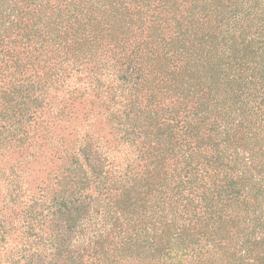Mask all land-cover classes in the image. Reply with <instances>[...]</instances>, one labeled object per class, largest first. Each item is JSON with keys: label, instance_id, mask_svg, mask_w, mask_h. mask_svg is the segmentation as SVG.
<instances>
[{"label": "trees", "instance_id": "trees-1", "mask_svg": "<svg viewBox=\"0 0 264 264\" xmlns=\"http://www.w3.org/2000/svg\"><path fill=\"white\" fill-rule=\"evenodd\" d=\"M73 79L136 165L79 147L41 214L3 225L23 239L6 262L264 264V0H0V150L38 133L51 95L83 97Z\"/></svg>", "mask_w": 264, "mask_h": 264}, {"label": "rangeland", "instance_id": "rangeland-1", "mask_svg": "<svg viewBox=\"0 0 264 264\" xmlns=\"http://www.w3.org/2000/svg\"><path fill=\"white\" fill-rule=\"evenodd\" d=\"M70 83V94L74 93L77 97L82 93L84 96L70 102L69 97L60 93L51 95V99L46 102L48 105L38 113V133L33 135L30 132L26 137L28 142L21 148L0 150V264H11L5 261V251L13 253L12 260L22 255V252L15 248L23 241L20 228L18 232L11 230L9 237L5 235L9 230L4 227L11 221L15 225L21 219L20 211L25 212V216L27 209L35 204L41 214L40 208H46L59 183L68 180L69 169L76 165L75 161L72 163V155L79 147L89 141L95 142L93 150L98 152L101 161L105 160V169L111 170L115 175L122 173L128 164L129 167L136 165L135 147L126 143L127 137L125 141L120 140L125 136L122 126L117 129V134L115 133L105 115L104 99L94 96L91 92L94 88L89 89L85 79H73ZM110 83L112 77L106 80L105 85ZM48 96L50 93L38 99V108ZM116 100L111 103L117 102L114 109L120 107V97L117 96ZM64 111L67 112L62 115ZM21 192L24 194L21 195ZM18 200L22 201L20 209L14 210L13 206ZM3 237H7L11 247L1 249L4 245ZM171 259H166L163 263L144 264H199L192 257L179 258L173 255ZM134 264L142 262L138 260Z\"/></svg>", "mask_w": 264, "mask_h": 264}]
</instances>
